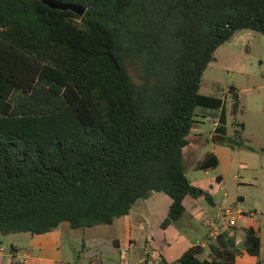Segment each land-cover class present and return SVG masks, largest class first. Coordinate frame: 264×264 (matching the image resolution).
<instances>
[{"label": "trees", "instance_id": "1", "mask_svg": "<svg viewBox=\"0 0 264 264\" xmlns=\"http://www.w3.org/2000/svg\"><path fill=\"white\" fill-rule=\"evenodd\" d=\"M48 1L84 13L50 9L41 0H0L1 236L43 234L63 224L110 226L152 193L170 199L160 223L165 230L184 214L186 197L211 203L183 165L195 110L221 111L217 144L242 147L243 124L227 134L225 100L199 94L201 77L236 32L264 35V0ZM128 63L140 67L139 83ZM228 92L235 115L238 92L232 86ZM218 164L210 153L195 168ZM229 232L221 228L206 257L192 245L176 261L159 262L259 257L254 230H243L240 245Z\"/></svg>", "mask_w": 264, "mask_h": 264}, {"label": "rangeland", "instance_id": "2", "mask_svg": "<svg viewBox=\"0 0 264 264\" xmlns=\"http://www.w3.org/2000/svg\"><path fill=\"white\" fill-rule=\"evenodd\" d=\"M127 68L132 79L139 83L140 67L137 64L128 63ZM231 86L237 87L239 95V111L235 115L232 114V100L228 92V88ZM199 94L218 96L225 100L228 135H233V132L238 128L237 124H243L244 128L241 130L243 146L235 147L231 151L233 159L230 170L226 171L220 167L211 170L207 175H204L202 170L190 169L189 159L184 157L185 173L189 179H193V176L205 179L222 175L226 180V188L224 191L215 193V205H211L203 198L199 199L198 204L205 212L199 220L190 221L184 218L172 224L168 231L159 228L162 218L161 221L156 222L157 225L153 222L150 230L153 233V244L158 252L161 249L159 237L167 238V241L170 242L169 248L167 245L164 246L172 254L179 245L200 239L204 234L205 224L216 213H219V208L224 200L225 206H228L236 202L237 197H241L240 208L245 213L251 212L259 217L262 216L261 218L264 220V165L259 169L262 165V155L258 151L252 153L249 150V147L257 150L258 147H264V35L250 30H241L234 34L231 42L219 46L213 54V60L202 74ZM200 111L205 110L196 108L195 114H200ZM203 120L204 124L201 125L200 131L203 136L208 138L212 125L209 119ZM210 149L211 143H206L193 153L192 159L194 161L201 160ZM240 163L248 164L247 168L240 166ZM256 165L258 168L254 169ZM234 175H237L236 178ZM224 193L227 195L223 197ZM118 223L119 221L115 220V224ZM101 228L112 233L110 227H96L97 230H102ZM61 229L62 252L67 262L65 264H89V258H85L84 252L81 250L83 240L81 229L73 230L66 224H63ZM83 232L85 236L89 234V231ZM25 237L26 235L21 233L0 235V249L5 255H8L11 246L21 247L20 241ZM124 256L128 264H143L144 251L139 244ZM256 260L254 257L244 255L243 259L239 258L237 264H255ZM260 260L264 264V256H261Z\"/></svg>", "mask_w": 264, "mask_h": 264}, {"label": "crops", "instance_id": "3", "mask_svg": "<svg viewBox=\"0 0 264 264\" xmlns=\"http://www.w3.org/2000/svg\"><path fill=\"white\" fill-rule=\"evenodd\" d=\"M229 42H231V40ZM232 87H234L238 92L237 87L235 86ZM205 96H211V95H205ZM211 97H216V96H211ZM203 109L205 111H200V114H195L197 124L191 129V132L188 137L189 143L183 149V165H184V157H187V159H189L188 162L189 168L196 170L195 168L196 164L201 160H203L207 154L211 153L218 159L219 164L217 168L223 167V169L226 171L230 170L231 168L230 164L232 163L231 161L233 159V155L231 154V151H233V148L227 145L217 144L212 141L213 131L219 122L221 111L214 109H205V108ZM224 111L226 113V102H224ZM203 119H209V122L212 125V129L208 134L209 135L208 138L203 136L200 131L201 125L204 124ZM243 128L244 126L242 127V130ZM237 129H239V127ZM227 134H229L228 130H227ZM209 142L211 143V149L208 151V153H206L201 160L194 161L192 159V156L194 155L193 153L196 150H198L199 147H202L203 145ZM249 150L252 153H257L258 151V153L262 155L261 156L262 165L261 167H259V169L262 168V166L264 165V152L262 151L264 150V147H258V150L249 147ZM240 166L247 168L248 164L240 163ZM257 166L258 165H256L254 169H257L258 168ZM211 170L213 169H207L202 171L204 172V175H207ZM217 176H218V181L216 180ZM217 176L212 178H205V179L198 176H193V179H189L187 176L186 177L188 178L191 184L208 191L209 194L211 195L210 204L215 205V193L224 191V189L226 188L225 177H223L222 175H217ZM236 176L237 175H234V178H236ZM226 195L227 194L224 193L223 197ZM198 203H199V199L194 200L189 197H186L183 201L185 212L178 221L184 218L190 221L201 219L202 216L205 214V212ZM169 204H170V199L168 196L162 193H152L151 195L138 200L134 204V206L132 207V209L130 210L127 216L117 219V221H119L118 224H115L114 222L112 225L107 226L112 229L111 230L112 233H109L107 229L103 230L102 228H101L102 230L99 229L97 230L96 228L89 230H81L82 231L81 235L83 238L81 250L84 252V257L89 258L88 261L89 264H121L120 256L122 254H126L127 252H130L139 244L144 251L143 260L146 254L152 250L158 256L159 260L160 258H162L166 262L176 261L195 242L191 240L185 244L179 245L178 247H176V250L173 251L172 254L170 253L171 251H167V249L164 246L167 245V248H169L170 242L167 241V238L159 237V245L161 246V249L158 252L156 251V247L153 244L154 242L153 233L150 230V226L153 225V222L156 223L161 218L162 220L165 218ZM225 204L226 203L224 200L219 208L218 211L219 213H216V215L212 217L208 221V223L205 224L204 234L200 239L197 240H202L203 238H205L209 226L213 221L218 220L222 225V228H226L223 219L221 218L223 208L229 206H238L240 208L242 204V198L237 197L236 202L231 203L228 206H225ZM261 217L257 216L256 214V220L249 219L248 217L239 218L236 221L235 227L229 229L230 230L229 235H233L235 237V241L237 244H240L242 241L244 229L254 230V232L258 235L261 243L260 255L258 258L254 257L257 259L256 262L260 260L261 256L262 257L264 256V220H262ZM157 224L158 223H156L155 225ZM169 228L170 226L164 231H168ZM83 231H89V234L85 236ZM21 234L26 235V237L20 241V244H22L21 247L18 248L17 246L12 245L11 248L13 251L12 252L10 251L8 255H5L3 252H0V264H12V262L16 264L67 263L63 257V252H62L61 228L43 234H33V235L29 233H21ZM208 252L209 250L207 246H203L202 257H206L208 255ZM244 255L237 257L235 259V264H237L239 258L243 259Z\"/></svg>", "mask_w": 264, "mask_h": 264}, {"label": "built area", "instance_id": "4", "mask_svg": "<svg viewBox=\"0 0 264 264\" xmlns=\"http://www.w3.org/2000/svg\"><path fill=\"white\" fill-rule=\"evenodd\" d=\"M242 217H248L249 219L256 220V214L255 213H245L243 210H241L238 206H229L226 208H223L222 210V216L223 222L226 226V228L232 229L236 225V221L239 218ZM222 225L218 220L213 221L208 229L207 235L202 240H197L193 244L194 246H208L209 243L212 241H215L217 236L219 235L221 231ZM0 252H3L2 249H0ZM120 263L121 264H128L127 259L125 258L124 254L120 256ZM149 264H160L158 256L155 254L154 251L149 252Z\"/></svg>", "mask_w": 264, "mask_h": 264}, {"label": "water", "instance_id": "5", "mask_svg": "<svg viewBox=\"0 0 264 264\" xmlns=\"http://www.w3.org/2000/svg\"><path fill=\"white\" fill-rule=\"evenodd\" d=\"M46 6H48L50 9H57V10H70L74 12L77 15H82L84 13V9H82L79 6L70 5V4H61L54 1H48V0H41Z\"/></svg>", "mask_w": 264, "mask_h": 264}]
</instances>
